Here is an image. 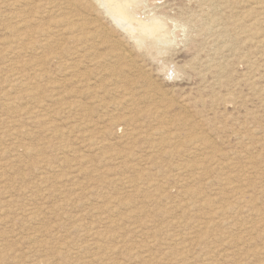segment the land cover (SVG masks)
<instances>
[{"label":"rangeland","instance_id":"obj_1","mask_svg":"<svg viewBox=\"0 0 264 264\" xmlns=\"http://www.w3.org/2000/svg\"><path fill=\"white\" fill-rule=\"evenodd\" d=\"M23 1H0V264H264V0H142L166 24L151 54L98 0ZM240 184V209L213 222Z\"/></svg>","mask_w":264,"mask_h":264},{"label":"bare ground","instance_id":"obj_2","mask_svg":"<svg viewBox=\"0 0 264 264\" xmlns=\"http://www.w3.org/2000/svg\"><path fill=\"white\" fill-rule=\"evenodd\" d=\"M1 1V0H0ZM19 1L21 2V1H23V0H14V1H10V0H7V4L8 5H19L20 6V4L21 3H19ZM45 1V0H44ZM99 2H100V4H102L104 7H105V9H106V11L105 12H107L108 14V16L110 15V17H112L113 19H114V21H116V23H117V25H119V27H122V29H126V30H128L127 32H130L131 34H132V37L136 40V41H134V42H136V45H137V47L139 46V48H144L145 49V52L147 53V54H151V52L153 51V50H155L156 52H158V53H161L162 51V49L164 48L163 47V44L165 45V43H166V41H165V35H166V31H164V19L163 18H161V14L160 15H153L152 14V16L150 15L149 17H147V16H145V17H143V16H140L139 14H138V12H137V7L139 6V4L141 3V1L142 0H98ZM212 1V0H211ZM213 1H216V0H213ZM24 2V1H23ZM29 2H32V1H29ZM34 2V1H33ZM32 2V3H33ZM38 2V1H37ZM41 1L39 0V2L38 3H40ZM204 2V1H203ZM19 3V4H18ZM94 3V2H93ZM97 3V2H96ZM205 3V2H204ZM213 3V2H212ZM2 4H4V3H2ZM7 4H5L6 6H7ZM26 4V3H25ZM98 5V4H97ZM221 5V4H220ZM219 5V6H220ZM1 6V5H0ZM4 6V5H3ZM93 6V5H92ZM101 6V5H100ZM201 6H203V5H201ZM200 6V7H201ZM207 6H209V7H211L210 5H207ZM217 6V4L215 5V7ZM218 6V7H219ZM222 6H223V4H222ZM254 6V5H253ZM5 7V6H4ZM10 7V6H9ZM18 7V6H17ZM16 7V8H17ZM90 7H91V5H90ZM6 8V7H5ZM4 8V9H5ZM11 8V7H10ZM12 8H14V6L12 7ZM100 8V7H99ZM201 8H203V7H201ZM208 8V7H207ZM223 8H224V6H223ZM7 9V8H6ZM9 9V8H8ZM23 9V8H22ZM100 9H102V8H100ZM213 9V8H212ZM216 9V8H215ZM218 9V8H217ZM263 9V8H262ZM1 10V9H0ZM3 10V9H2ZM2 10H1V14H2ZM10 10V9H9ZM203 10V9H202ZM259 10V9H258ZM257 10V11H258ZM12 11V10H11ZM11 11H9V12H7V10L5 11L4 10V12L6 13L7 12V14L8 13H10ZM49 11H54V12H57V13H59V14H61L62 13V11H61V8H60V6H58L57 4H52L51 5V7L49 8ZM103 11V10H102ZM103 11V12H104ZM14 12V11H13ZM16 12V11H15ZM18 12V11H17ZM203 12H205L204 10H203ZM214 12H215V10H214ZM218 12H220V11H218ZM217 12V13H218ZM101 13V12H100ZM16 14V13H15ZM151 14V13H150ZM198 14V13H197ZM203 14V13H202ZM202 14H200L201 15V17L203 16ZM205 14V13H204ZM211 14V13H210ZM210 14H209V16H210ZM221 14V13H220ZM254 14V13H253ZM252 14V15H253ZM257 14V13H256ZM256 14H254V15H256ZM10 15V14H9ZM13 16H14V14H12ZM105 15V14H104ZM206 15V14H205ZM204 15V16H205ZM208 15V14H207ZM214 14H212V16H213ZM253 15V16H254ZM258 15V14H257ZM1 16H5L4 14L3 15H1ZM22 16V17H21ZM21 16H19V18L18 17H16V15L13 17V18H15V25H18V26H21V25H27L28 24V22H30V21H35V23H37L36 21H38L39 19H38V16L36 15V14H32L31 16H29V15H26V16H23V15H21ZM203 16V17H204ZM208 16V17H209ZM12 17V16H11ZM11 17H6L7 19H11ZM199 17V16H198ZM197 16H196V18H198ZM205 17H207V16H205ZM215 18H216V16H214ZM250 17H252V16H250ZM218 18V17H217ZM4 19V18H3ZM2 19V20H3ZM6 19V20H7ZM200 19V18H199ZM213 19V18H212ZM211 19V21H213ZM256 19V18H255ZM166 20V19H165ZM215 20H217V19H215ZM257 20H258V18H257ZM254 21V17H253V21L254 22H251V23H249V25L247 26V28H245L246 30H248V31H253V30H255L256 28H258L259 26L258 25H256V24H254V23H260L259 21ZM9 21V20H8ZM12 21V20H11ZM61 22H63V24L62 25H64L63 27H65V28H67V26H71V28L72 29H74V31H76V30H80L82 27H83V22L82 21H79V20H77V21H66V20H61ZM60 22V23H61ZM115 23V24H116ZM210 23V22H209ZM219 23V22H218ZM264 23V22H263ZM211 24V23H210ZM61 25V24H60ZM166 25V24H165ZM214 25V27L213 28H215V26H216V24H213ZM256 25V26H255ZM263 24H261L260 26H262ZM11 26H13V25H11ZM11 26H10V28H11ZM57 26H59V25H57ZM217 26H219V25H217ZM9 27V26H8ZM8 27H6L7 28V30L9 29ZM14 27V26H13ZM17 27V26H16ZM62 26H60V27H58V28H61ZM61 28V29H65V28ZM220 27V26H219ZM26 28V27H25ZM55 27H52V28H50V26H48V27H46V28H40L39 27V25L38 26H36L35 28H33L32 30H35L36 31V34H37V36L38 37H44L43 38V40H44V42L43 43H41L40 45H43V44H46V46H53V45H55V44H58V45H60L61 43L58 41V40H55V39H52V36L49 34V32L52 30V29H54ZM218 28V27H217ZM221 28V27H220ZM220 28H218V29H220ZM217 29V30H218ZM261 29H263V28H261ZM6 30V31H7ZM11 30V29H10ZM16 30H18V29H16ZM66 30V29H65ZM64 30V31H65ZM210 30V29H209ZM208 30V31H209ZM212 30V29H211ZM9 31V30H8ZM81 31V30H80ZM207 31V32H208ZM214 31V30H213ZM219 31V30H218ZM224 31H226V30H224ZM256 31V30H255ZM259 31V30H258ZM125 32V31H124ZM241 32V31H240ZM242 32H243V30H242ZM247 32V31H246ZM10 33H11V31H10ZM227 33V32H226ZM238 33H239V31H238ZM251 33H253V32H251ZM259 33H261L260 31H259ZM258 32H257V34H259ZM249 34V33H248ZM11 35V34H10ZM13 35V34H12ZM147 35H153L154 36V38L152 39V40H148L147 38ZM253 35V34H252ZM31 36V34L29 33V32H27V30L26 31H24V32H21V33H19V31H17L16 33H14V38H15V40H16V42H17V44L16 45H18L17 47H13L14 49L15 48H19L18 49V51L17 50H15V52H16V54H20V53H22L23 51H31L32 49H33V47H31V45L32 44H35L33 41H32V37H30ZM257 36V35H256ZM259 36H261V35H259ZM258 36V37H259ZM9 37H11V36H9ZM13 37V36H12ZM99 36L98 35H91L89 38L90 39H95V41H96V38H98ZM224 37V36H223ZM252 37V36H251ZM7 38V41L10 39H8V37H6ZM5 38V39H6ZM126 38V37H125ZM4 39V38H3ZM69 39V38H68ZM89 39V40H90ZM150 39V38H149ZM262 39V38H261ZM11 40V39H10ZM9 40V41H10ZM79 40H81V37L79 38ZM148 40V41H147ZM7 42V45L9 46V47H11L13 44H15V43H13L12 45L10 44V42ZM260 41H262V40H260ZM259 40H258V43L260 42ZM11 42H13V40H11ZM15 42V41H14ZM224 42V41H223ZM257 43V44H258ZM260 44V43H259ZM262 44V43H261ZM167 45L168 44H166V46H165V49H167ZM227 45H229V44H227ZM3 46H4V44H3ZM14 46V45H13ZM224 46V45H223ZM222 46V47H223ZM5 47V46H4ZM7 47V46H6ZM163 47V48H162ZM264 47V46H263ZM262 47V48H263ZM224 48V47H223ZM234 48V47H233ZM233 48H232V50H233ZM7 49V48H6ZM9 49V48H8ZM12 49V48H11ZM14 49H12V50H8L7 52H12ZM138 49V48H137ZM226 49V48H225ZM225 49H223V50H225ZM220 50V49H219ZM222 50V49H221ZM262 50H264V49H262ZM161 51V52H160ZM226 51V50H225ZM19 52V53H18ZM144 52V53H145ZM229 52H230V50H229ZM228 52V53H229ZM153 53H155V52H153ZM263 54V53H262ZM12 55H13V53H12ZM12 55L9 57V58H12ZM21 55V54H20ZM28 55V54H27ZM77 55V54H76ZM18 55H16V57H17ZM24 56V55H23ZM26 56V55H25ZM21 57V56H20ZM154 57V56H153ZM156 57V56H155ZM13 58H14V56H13ZM17 61V63H18V60H16ZM13 62H15V61H13ZM20 62V61H19ZM11 63V62H10ZM9 63V64H10ZM17 63H15V64H17ZM8 64V65H9ZM19 64V67H20V65H22V64H20V63H18ZM25 64V63H24ZM5 66V65H4ZM12 66V65H11ZM14 66V65H13ZM9 67V66H8ZM2 68V67H1ZM9 68H11V67H9ZM6 69V71H9L10 72V76H14L13 78H14V80H17L18 81V85H24V84H26L28 81H27V78L25 77V75H21V74H18V73H15L13 70H12V68L11 69ZM15 68H16V65H15ZM14 69V68H13ZM252 69V68H251ZM5 70V67L4 68H2V69H0V71H2L3 73L5 72L4 71ZM15 70V69H14ZM16 70H18V68H16ZM21 69H19V71H20ZM257 70V69H256ZM9 72H8V75H9ZM22 73V72H21ZM37 75H41V73H38ZM254 76V75H253ZM9 77V76H8ZM254 77H257V76H254ZM256 79V78H255ZM252 80V79H251ZM250 80V81H251ZM68 81V80H67ZM251 82H253V81H251ZM66 83V82H65ZM254 84V83H253ZM35 86H33V88H34ZM143 90V89H142ZM140 91V90H139ZM149 91V90H148ZM146 92V91H145ZM150 93V92H149ZM142 94V93H141ZM140 94V95H141ZM148 94V93H147ZM150 94H152V93H150ZM139 96V95H138ZM151 96V95H150ZM141 97H142V95H141ZM148 97H149V95L147 96V95H143V97L142 98H147L148 99ZM58 99V96H56L55 97V99ZM137 98V97H136ZM152 98V97H151ZM156 98V97H155ZM160 98H161V96H160ZM130 99V98H129ZM133 99H134V97H133ZM141 99V98H140ZM154 99V98H153ZM158 100V99H157ZM156 100V101H157ZM14 101H16V99L15 98H8V103H7V105H6V108L7 107H11L13 104H14ZM134 101V100H133ZM146 101V100H145ZM151 101V100H150ZM136 102V101H135ZM135 102H134V104H135ZM137 102H138V100H137ZM138 103H140V102H138ZM137 104V103H136ZM156 105V104H155ZM164 108V107H163ZM8 109V108H7ZM69 109L71 110L72 109V106H69ZM156 109H159V107H157V108H155V110ZM157 112V111H156ZM48 113V112H47ZM126 114V113H125ZM128 114V113H127ZM52 115V114H51ZM47 116V115H46ZM49 117V116H48ZM119 117H120V115H119ZM129 117V116H128ZM121 118L123 119V118H126V116L125 115H122L121 116ZM128 120H131V118H129ZM5 123V122H4ZM261 138V137H260ZM259 140V139H258ZM204 142V141H203ZM254 142H258L257 140H255ZM257 144H259V143H257ZM255 146H257V145H255ZM258 147V146H257ZM260 147V146H259ZM256 148V147H255ZM261 148H262V146H261ZM257 149V148H256ZM211 157L210 158H207V159H205V160H203V163H207V164H211ZM253 161V160H252ZM247 162H249V165H251L250 167L253 169V170H256V167L257 166H255V164L253 165V162H251V161H247ZM230 164L231 163H228L227 164V166H228V168H231L230 167ZM232 165V164H231ZM236 165V164H235ZM207 169V165H190V166H187V168L186 169H184V170H187V171H195V170H198V171H200L201 173H202V171H205ZM234 168H232V170H233ZM235 169H237L236 167H235ZM235 169H234V172H235ZM258 170V169H257ZM257 170L255 171L256 173H257ZM254 172V171H253ZM259 173V172H258ZM257 173V174H258ZM237 173H235V175H236ZM198 178V177H197ZM233 178V177H232ZM236 178V177H235ZM231 180H234V179H231ZM227 182L228 183H231V181H230V179H229V177H228V179H227ZM244 190V188H243V185H236L234 188H233V193L230 195V196H228L227 197V199H226V202L220 207V210H219V212L216 214V215H214V216H212L211 217V220L213 221V222H216V221H219L220 220V218H221V215H227V214H230L231 212H233V210L235 209L234 208V206L231 204V202L232 201H234L235 202V204H236V207L239 205V209H240V207H241V205H242V202H241V200H240V194H241V192ZM10 200V199H9ZM244 207V210L246 211V212H248V213H251L252 211H253V209H254V207H252L251 205H244L243 206ZM5 208H3V209H1V210H4ZM2 212V211H1ZM228 221H226V222H224V224L225 223H227ZM75 228H77V227H75ZM192 237L193 238H195V236L194 235H192ZM41 239V238H40ZM34 240H35V238H34ZM65 240V239H64ZM31 242V241H30ZM36 242V241H35ZM38 242V241H37ZM44 243V242H43ZM66 243V242H65ZM182 243V242H181ZM193 243V242H192ZM35 244V243H34ZM64 244V243H63ZM68 244V243H67ZM66 245V244H65ZM61 246V245H60ZM67 247V246H66ZM76 247V246H75ZM78 247V246H77ZM186 247V246H185ZM67 249V248H66ZM85 249V248H84ZM68 250V249H67ZM61 251V250H60ZM182 251H184V250H182ZM78 252V251H77ZM185 252L186 253H189V251H188V247H187V249L185 250ZM62 253L63 252H61L60 253V255H62ZM100 254V253H99ZM65 255H66V253H65ZM97 256H98V254H97ZM97 256H94V258L95 257H97ZM101 256H103V254H101ZM179 257H182V256H184V254H182V253H179V255H178ZM92 257V256H91ZM99 257V256H98ZM185 257H187V256H184V258ZM101 258V257H100ZM151 258V257H150ZM149 258V259H150ZM166 258V257H165ZM98 259V258H97ZM88 260V259H87ZM91 260H93V259H91ZM101 260V259H100ZM161 260V259H160ZM89 261V260H88ZM87 261V262H88ZM93 262V261H92ZM91 262V263H92ZM90 263V262H89ZM101 263V262H100ZM110 263V262H109ZM157 263V262H156ZM83 264V263H82ZM87 264V263H86ZM103 264V263H102ZM104 264H107V263H104Z\"/></svg>","mask_w":264,"mask_h":264}]
</instances>
